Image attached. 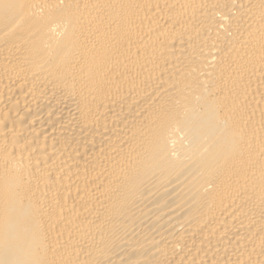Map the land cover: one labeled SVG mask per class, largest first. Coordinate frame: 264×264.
Masks as SVG:
<instances>
[{
    "label": "bare ground",
    "instance_id": "obj_1",
    "mask_svg": "<svg viewBox=\"0 0 264 264\" xmlns=\"http://www.w3.org/2000/svg\"><path fill=\"white\" fill-rule=\"evenodd\" d=\"M0 264H264V0H0Z\"/></svg>",
    "mask_w": 264,
    "mask_h": 264
}]
</instances>
